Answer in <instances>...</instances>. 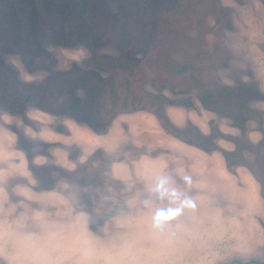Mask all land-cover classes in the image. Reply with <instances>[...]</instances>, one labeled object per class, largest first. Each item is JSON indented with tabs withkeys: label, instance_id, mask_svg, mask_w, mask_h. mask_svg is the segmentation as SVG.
Here are the masks:
<instances>
[{
	"label": "rangeland",
	"instance_id": "374dc122",
	"mask_svg": "<svg viewBox=\"0 0 264 264\" xmlns=\"http://www.w3.org/2000/svg\"><path fill=\"white\" fill-rule=\"evenodd\" d=\"M0 127L72 213L0 264L264 260V0H0Z\"/></svg>",
	"mask_w": 264,
	"mask_h": 264
},
{
	"label": "bare ground",
	"instance_id": "6f19581e",
	"mask_svg": "<svg viewBox=\"0 0 264 264\" xmlns=\"http://www.w3.org/2000/svg\"><path fill=\"white\" fill-rule=\"evenodd\" d=\"M6 129L0 127V221L5 216V222H0V229L5 228V230H0V235H4L2 231H6L7 234L5 236L11 237L10 241L8 239L7 244L11 242L14 248L18 246L17 240L19 238L24 240H28L29 238V240L33 241L35 236L38 235L41 237L34 239L37 241V244L45 243L49 247L52 242L45 241V238H42V235H45L52 225H54L53 223L49 224L48 220L52 217H61L68 220L72 217V213L66 210L49 211L50 207H47L48 205H51L53 201H60V197L57 194L60 185L58 184L56 188H48L42 191L35 190L33 187L35 184L32 183V178L28 174L21 173V165L23 166L24 163L21 160H15L18 150L13 145L11 134ZM5 192H7V195L13 197V201H11L12 207L10 208L12 213H7L8 208L6 206L4 207L7 200ZM14 210H20L22 213L15 214L13 213ZM38 215L41 217H38ZM14 218H18L21 222H15V224L7 223V221ZM66 233L58 237L61 238ZM53 249L55 250L56 248Z\"/></svg>",
	"mask_w": 264,
	"mask_h": 264
},
{
	"label": "clouds",
	"instance_id": "9594fccd",
	"mask_svg": "<svg viewBox=\"0 0 264 264\" xmlns=\"http://www.w3.org/2000/svg\"><path fill=\"white\" fill-rule=\"evenodd\" d=\"M183 180L186 185H191L190 176H184ZM166 183V178L160 179L156 185V191L160 193L161 197L167 196L170 203L177 205V207L158 210L154 218L157 226H159L163 220L171 219L180 214L185 207H195L194 202L186 196L182 198V193L178 192L176 188L167 189L165 187Z\"/></svg>",
	"mask_w": 264,
	"mask_h": 264
},
{
	"label": "flooded vegetation",
	"instance_id": "af4514ba",
	"mask_svg": "<svg viewBox=\"0 0 264 264\" xmlns=\"http://www.w3.org/2000/svg\"><path fill=\"white\" fill-rule=\"evenodd\" d=\"M219 110V109H218ZM97 126V125H96ZM102 126V127H101ZM101 126H99L100 128H96L95 126H91V129L92 130H96V131H104V130H106L108 127H107V124H103V125H101ZM102 136H103V134H102ZM101 158H104V157H101ZM100 173H97L98 175H99V177L101 178V179H107V176H109L108 174H109V172H106V171H104V172H101V171H99ZM108 179H109V177H108ZM86 198H88V196L86 197ZM89 199V200H88ZM88 199H86V201H88V203H87V206L88 207H91L92 208V202H94V200H91L90 198H88Z\"/></svg>",
	"mask_w": 264,
	"mask_h": 264
},
{
	"label": "trees",
	"instance_id": "16d2710c",
	"mask_svg": "<svg viewBox=\"0 0 264 264\" xmlns=\"http://www.w3.org/2000/svg\"><path fill=\"white\" fill-rule=\"evenodd\" d=\"M233 262H236L237 264H251V263H258V264H264V260L262 261H254V260H249V261H241V260H234L231 261L230 264H233Z\"/></svg>",
	"mask_w": 264,
	"mask_h": 264
}]
</instances>
